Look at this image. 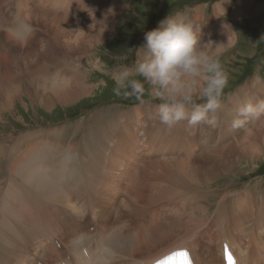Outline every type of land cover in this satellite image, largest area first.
I'll use <instances>...</instances> for the list:
<instances>
[{
  "label": "bare ground",
  "instance_id": "6f19581e",
  "mask_svg": "<svg viewBox=\"0 0 264 264\" xmlns=\"http://www.w3.org/2000/svg\"><path fill=\"white\" fill-rule=\"evenodd\" d=\"M11 1H0V121L24 97L49 111L90 97L97 86L85 70L92 60L99 66L95 50L116 34L125 0ZM224 2L211 19L198 7L189 18L204 30L201 45H222L219 59L236 45L232 25L217 21ZM230 2L222 5L226 12ZM252 3L236 1L232 21L253 19ZM81 6L96 14L91 26L79 22ZM260 11L263 17L264 4ZM38 22L53 34L44 36L48 52L40 44L25 48L39 39ZM30 53L40 58L33 62ZM6 61H16L17 70ZM260 76L222 102L213 124L168 128L157 104H144L120 108L105 126L104 113L71 126L76 135L84 131L81 142L64 127L29 132L11 146L0 136V162L7 161L0 174V264H155L179 250L194 264H226L225 247L234 264H264L263 181L255 190L215 187L264 161V113L233 124L243 105L264 101ZM55 166L61 167L53 181L46 173Z\"/></svg>",
  "mask_w": 264,
  "mask_h": 264
},
{
  "label": "rangeland",
  "instance_id": "374dc122",
  "mask_svg": "<svg viewBox=\"0 0 264 264\" xmlns=\"http://www.w3.org/2000/svg\"><path fill=\"white\" fill-rule=\"evenodd\" d=\"M9 1L10 3L12 2L11 0ZM80 1L83 2V0ZM221 1L225 0H125L127 11H125L118 20L119 24L116 34L112 35L107 44H102L95 50L94 57L96 62L99 60L102 63L98 61L99 66L97 67L93 64L94 60H92L91 65H87V69L85 70V73L90 76L91 84L89 85L94 87L97 86L95 92L90 95V97H85L74 105L67 107L59 105L52 111L47 110L45 106L33 104L27 97H24L23 100L18 99L13 111L9 110L3 114L2 120L0 121V136L6 139L7 145L11 146L18 138L27 135L29 132L42 129H60L64 127L70 138L77 142H81L84 131L76 135L73 131L69 130V128L71 126H73V128L82 126L84 120L89 119L92 115L96 114L102 116L104 113L101 124L105 126L109 124L112 118L114 119L116 117V114H119L120 108L131 110L133 107L144 104L158 105L160 101L153 96L151 86L147 84H145V94L143 96L144 103H140L135 97H125L123 93L120 95L114 93V74L117 65L121 62L113 57L127 55L128 59L122 63L132 65L138 58V49L145 43V33L155 29L160 21L164 20L169 15H176L178 13L191 18L195 14L197 7L203 10L204 14L202 16L204 18L206 17L205 19L208 20L215 14L214 6L217 3L220 4ZM236 1L238 0H231L229 8L227 9L228 12L225 14L223 13V15L217 19V21L220 20V23L224 21L229 22L232 25V32L236 36V45L232 47L229 52L224 53L219 59L228 75V84L223 91L221 104L222 102H226L230 96L234 95L240 87L250 83L255 77L261 75L264 78V16H258L263 11L256 14L258 4H264V0H253L252 9L250 8V12L253 13V19H240L233 22L230 10L234 7ZM82 6L75 10V13L82 16L79 18V22L81 24L87 23L91 26L90 24L93 23L92 19H97L96 14L92 17L89 16L92 10H90L89 14L84 13L81 11ZM20 10L21 7L15 11L17 12ZM260 24L261 28H255V25ZM36 25L37 26L33 24L31 27L35 26L36 29L39 30V39L35 41L30 39L29 45L25 46V48L31 47L29 49L30 51L35 50L34 44H40L41 52H48L49 47L45 42V37L48 36L53 39V34H51L52 32L49 29L42 26L41 23L38 22ZM91 28L88 27L90 31L93 30V27ZM201 34H204V30L201 31ZM40 53H30L36 58L32 60L33 62L40 58L38 55ZM4 60L5 59H3V62H5ZM6 63L11 68L17 70V66L14 64L16 61L12 64L7 61ZM137 78L139 79V77ZM197 102L202 101L198 100ZM150 127L151 126L148 128ZM6 163L7 161L5 163L0 162V174H2V176L3 170L6 168ZM60 167L61 166H55V171L48 168L46 177L56 181L59 171L57 169H60ZM260 181H263L261 188L264 189V161L256 166L252 165V167L249 168L242 166V169H237L235 174H233L228 181L227 179H223L216 183L215 187L217 189L226 187L232 189V191H239L248 187L255 190L256 186L259 187L257 183ZM227 182L230 187H227ZM144 200H147V197L144 198ZM43 211H45V209ZM156 221L155 224H160L158 220ZM211 248H213L212 245ZM39 254L40 252H38L37 255Z\"/></svg>",
  "mask_w": 264,
  "mask_h": 264
},
{
  "label": "clouds",
  "instance_id": "9594fccd",
  "mask_svg": "<svg viewBox=\"0 0 264 264\" xmlns=\"http://www.w3.org/2000/svg\"><path fill=\"white\" fill-rule=\"evenodd\" d=\"M229 2L221 4L224 14L226 9L222 5ZM22 27L27 30L26 25ZM201 31L202 26L184 14L169 15L160 21L155 29L145 33V43L132 65L122 63L127 55L113 57L121 62L114 74V93L144 103L145 84L150 85L153 96L160 101L158 120L168 128L183 122L189 126L215 123L228 75L218 58L222 45H201ZM261 113L264 101L246 103L233 124L242 126L248 117Z\"/></svg>",
  "mask_w": 264,
  "mask_h": 264
},
{
  "label": "snow or ice",
  "instance_id": "6c2138e0",
  "mask_svg": "<svg viewBox=\"0 0 264 264\" xmlns=\"http://www.w3.org/2000/svg\"><path fill=\"white\" fill-rule=\"evenodd\" d=\"M225 258L228 261V264H233V258L228 252L227 247H225ZM176 259L183 261V264H192L190 254L187 252V250H179L174 252L164 260L157 261V264H170L171 261Z\"/></svg>",
  "mask_w": 264,
  "mask_h": 264
}]
</instances>
